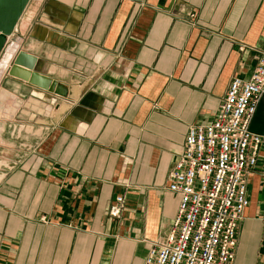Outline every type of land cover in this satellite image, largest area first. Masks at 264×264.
I'll return each mask as SVG.
<instances>
[{"label": "crops", "instance_id": "obj_1", "mask_svg": "<svg viewBox=\"0 0 264 264\" xmlns=\"http://www.w3.org/2000/svg\"><path fill=\"white\" fill-rule=\"evenodd\" d=\"M37 1L9 43L69 95L0 79L18 107L0 128V264H144L179 209L168 176L189 127L264 55V0ZM250 131L263 142L234 264H264V97Z\"/></svg>", "mask_w": 264, "mask_h": 264}, {"label": "built area", "instance_id": "obj_2", "mask_svg": "<svg viewBox=\"0 0 264 264\" xmlns=\"http://www.w3.org/2000/svg\"><path fill=\"white\" fill-rule=\"evenodd\" d=\"M263 97L264 55L248 80H232L211 123L189 127L168 176L167 190L180 196L179 209L144 264H234L249 206L248 176L263 142L250 125ZM124 205V197H117L110 215L120 217Z\"/></svg>", "mask_w": 264, "mask_h": 264}, {"label": "water", "instance_id": "obj_3", "mask_svg": "<svg viewBox=\"0 0 264 264\" xmlns=\"http://www.w3.org/2000/svg\"><path fill=\"white\" fill-rule=\"evenodd\" d=\"M32 0H0V57L5 52L8 38L12 36ZM37 57L20 50L10 62L8 75L32 86L67 98L69 88L37 71Z\"/></svg>", "mask_w": 264, "mask_h": 264}, {"label": "rangeland", "instance_id": "obj_4", "mask_svg": "<svg viewBox=\"0 0 264 264\" xmlns=\"http://www.w3.org/2000/svg\"><path fill=\"white\" fill-rule=\"evenodd\" d=\"M31 3H32L31 5L35 7L36 3H38V1L37 0L36 1L32 0ZM8 43H9V41H8ZM11 45H12L11 43L7 44L5 52H4L3 56L0 59V63H1V61H3L4 55L6 54V51H7V48L9 46H11ZM76 89L77 88H74L73 91L76 90ZM77 90H79V89H77ZM74 92H78V91H74ZM15 103L16 102L14 100H11V98H9V96L7 97V99L5 101L0 100V117H3L1 119L4 120V122L2 124H0V128L1 129H5L6 131H10V129H14L13 124L11 122H9V120L12 119V117H11L12 114L16 113L15 111L18 109V107H17V105ZM42 110H43L44 113H48L50 116L51 115L55 116L57 114V110L54 107L53 108L45 107ZM46 110H47V112H46ZM27 125L28 124H25V126L21 127V128L23 130H30V128H28ZM7 140H9V139H7ZM7 144H9V143H7ZM2 164L3 163L0 162V165H2Z\"/></svg>", "mask_w": 264, "mask_h": 264}, {"label": "bare ground", "instance_id": "obj_5", "mask_svg": "<svg viewBox=\"0 0 264 264\" xmlns=\"http://www.w3.org/2000/svg\"><path fill=\"white\" fill-rule=\"evenodd\" d=\"M17 28V27H16ZM11 37V36H10ZM9 37V38H10ZM8 38V39H9ZM9 41V40H8ZM21 46V45H20ZM18 43L12 44L7 48V55L4 56L3 61L0 63V79L3 76V74L8 71L7 68L9 67L10 61L13 59L14 54L16 53L17 49L20 48ZM6 49V48H5ZM4 54V52H3ZM1 55V57L3 56ZM13 55V56H12ZM0 57V59H1ZM9 69V68H8ZM6 74V73H5ZM3 95V94H2ZM5 95V94H4ZM5 97V96H4Z\"/></svg>", "mask_w": 264, "mask_h": 264}]
</instances>
